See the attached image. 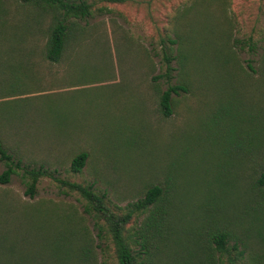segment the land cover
<instances>
[{
    "label": "rangeland",
    "instance_id": "obj_1",
    "mask_svg": "<svg viewBox=\"0 0 264 264\" xmlns=\"http://www.w3.org/2000/svg\"><path fill=\"white\" fill-rule=\"evenodd\" d=\"M195 1H97L71 57L50 63L44 25L21 19L33 8L0 0V140L14 161L9 181H0V195L74 207L94 238L85 200L55 178L93 184L120 208L147 187L166 184L185 219L205 224L215 217L212 202L217 208L219 202L240 221L241 196L248 192L241 161L264 152V71L252 76L242 70L225 42L226 30L203 7L179 17ZM222 2L232 19L233 44L249 37L255 42L252 50L237 43L239 60L248 71V65L258 68L264 0ZM179 33L187 56L183 70L173 60L177 69L170 79L156 77L165 71L164 52L176 53ZM178 84L186 90L171 93L172 111L165 116L161 93ZM242 132L252 133L253 144L243 146ZM82 151L85 165L74 173L71 160ZM39 167L48 174L40 176L30 199L25 170ZM5 169L0 160V174ZM50 213L0 199V264L80 263L70 250H50ZM183 226L193 227L191 236L197 229L179 223V230ZM178 235L182 241L184 232ZM95 243V263L115 264L108 236Z\"/></svg>",
    "mask_w": 264,
    "mask_h": 264
},
{
    "label": "trees",
    "instance_id": "obj_2",
    "mask_svg": "<svg viewBox=\"0 0 264 264\" xmlns=\"http://www.w3.org/2000/svg\"><path fill=\"white\" fill-rule=\"evenodd\" d=\"M20 1L33 8L32 14L22 16L21 19L28 17V21H36L38 27L44 25L46 36L44 55L50 63H57L68 60L66 58L71 57L77 41L85 38L86 22L92 15V8L97 1L119 3L124 0ZM221 4L224 5L222 0H197L194 4L188 5L186 13H180L179 17L190 13L196 14L203 7L207 13L216 17L219 28L226 30L225 42L242 70L252 76H259L264 71V46L259 56L258 68L254 69L248 65L251 71L246 70L239 60L235 47L240 43V49L245 45L252 50L255 48V42L249 37L243 42L236 40L237 42L233 44L235 41L231 39L232 19ZM180 37L182 36L179 33L175 54L164 52L165 71L156 77L163 76L168 81L171 77L170 71L177 69L170 65L173 60L177 61L178 70H183L187 56L182 53L183 41L181 42ZM145 58L147 59L146 56ZM156 90L159 89L156 87ZM179 90L186 88L178 84L170 85L162 91L159 109L165 116L172 111L171 93L178 94ZM252 139V133L242 132L243 146L253 144ZM86 159L87 153L84 151L75 155L70 163L71 171L79 173ZM0 160L6 165V169L0 174V181L6 183L10 174L14 172L12 166L14 161L1 140ZM241 172L243 177H247L248 192L241 196L244 198L239 208L240 221L229 215L228 204L220 206L218 202L217 208L211 201L215 206V217L205 224L203 221L187 220L181 216L182 210L176 202L177 196L174 197L166 184L147 187L142 196L120 208L111 205L106 192L95 188L93 184L55 178L69 189L77 191L85 200L83 210L93 216V229L97 232L95 238L74 207L64 210L49 201H22L9 194L0 195V199L21 206H43L50 209L49 224H45L51 227L50 250L59 248H64L66 252L70 250L77 257H81L79 264H96L94 249L99 247V243H95V240L105 236L110 239L115 264H264V152L255 159L242 160ZM25 173L29 176L25 194L33 199L40 176L48 174V171L39 167L26 169ZM225 199L227 200L226 196ZM196 211L199 212L200 209L197 208ZM179 218L180 222L177 221ZM1 220L0 216V225H4ZM179 223L182 225L194 223L196 224L194 228L197 229L191 236L190 229L193 227L187 229L183 226V230H179ZM179 231L184 232V235L180 236L183 238L182 241H179V235L175 236L180 233ZM70 238L73 240H68ZM179 242L183 243L177 247ZM22 250L23 253L29 252L27 249Z\"/></svg>",
    "mask_w": 264,
    "mask_h": 264
}]
</instances>
